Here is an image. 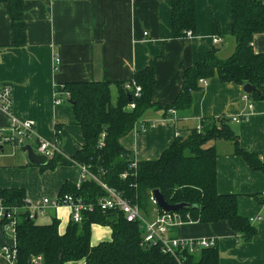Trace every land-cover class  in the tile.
<instances>
[{
	"label": "crops",
	"instance_id": "0c3cea01",
	"mask_svg": "<svg viewBox=\"0 0 264 264\" xmlns=\"http://www.w3.org/2000/svg\"><path fill=\"white\" fill-rule=\"evenodd\" d=\"M195 4L193 36L171 39V0H24L26 45L9 47L11 19L7 5L0 3V47H4L0 51V85L12 87L11 112L0 108V128L12 132L13 119L34 121L32 141H57L62 151L71 156L84 142L82 130L70 104L55 103V87L92 80L127 83L133 80L135 71L153 59V100L171 103L181 90L185 70L197 62L202 52L218 47L222 58H228L237 45L232 35L231 0H195ZM213 20L220 24L218 34H214ZM215 36L222 38V45L214 43ZM253 47L256 52H264V33L255 36ZM202 85L193 94L191 108L176 111L175 117L154 109L144 113L135 129L122 139L136 160L158 158L175 139L178 128H197L203 118L222 116L230 119L242 148L264 152V92L261 98L247 94L248 99H243V85L223 83L218 77ZM249 103L254 105L252 111ZM241 116L239 122L231 120ZM56 123L62 124V136L59 133L57 137ZM143 123L150 127L142 130ZM5 145L0 155L11 157L13 150L19 149L13 144ZM214 146L218 153V192L238 194V211L257 227L256 236L250 242L240 241L227 221H182L168 235L181 239L215 238L220 264H264V171L252 169L241 156L234 155L231 141L216 140ZM1 157L0 187L25 189L24 183L18 181L20 174L15 166H31H26L27 158L24 164L14 165L11 160L6 164ZM71 167L77 168L75 177L70 179L66 173L58 176L56 195L65 181L78 182L80 167ZM52 211V217L59 219L64 229L70 221L69 210L61 207ZM157 215L154 209L151 219ZM98 226L94 224L92 229Z\"/></svg>",
	"mask_w": 264,
	"mask_h": 264
},
{
	"label": "trees",
	"instance_id": "16d2710c",
	"mask_svg": "<svg viewBox=\"0 0 264 264\" xmlns=\"http://www.w3.org/2000/svg\"><path fill=\"white\" fill-rule=\"evenodd\" d=\"M24 0H0L7 5L11 19V43L9 47L26 45V28L22 4ZM232 35L237 45L234 53L222 58L218 47L202 52L197 62L187 68L183 75L181 90L171 103L153 100L156 86L155 59L134 72L133 80L141 87L135 95L134 88H127L122 81H75L58 84L57 92H69L73 117L82 130L84 142L71 156L56 153L40 170L58 166L85 165L105 184L118 190L125 198L138 205L147 218L156 209L152 192L159 189L165 199L173 204L189 202L195 208L177 212L183 222L213 223L227 221L238 239L250 242L256 236L257 227L238 211L237 193H220L217 189L216 140L233 143V154L241 156L254 170L264 171V152L253 153L240 145L239 135L230 126V119L207 117L201 119L203 129L178 128L179 136L170 143L156 159L136 160L134 152L127 149L122 139L136 127L147 110H188L193 104V94L202 88L201 80L218 77L223 83L244 85L250 83L260 94L264 92V52H256L253 41L264 33V0H231ZM195 0H171V31L169 38L187 36L195 32ZM214 34L220 24L213 20ZM4 47H0L2 51ZM115 88V101L112 89ZM134 104L133 108H129ZM59 137L62 124L56 123ZM0 146V152L2 150ZM136 166L132 167V163ZM27 165H35L27 163ZM126 174V177H122ZM66 193L81 196L86 201H96L106 191L96 181L88 179L77 187L65 181L58 195ZM259 198L257 195H255ZM0 198L17 208L15 249L11 257L14 264H176L175 259L161 251L159 244H142L143 233L138 221H127L124 214L115 209L85 212L81 222L69 221L66 230L60 232L59 220L40 223L30 218L31 210L26 202V191L19 187H0ZM260 199V198H259ZM93 224L111 228V239L96 245L91 242ZM174 228V227H173ZM0 248L1 245H0ZM41 255L42 262L31 259ZM184 264H220L218 243L191 253L183 250ZM1 264V262H0Z\"/></svg>",
	"mask_w": 264,
	"mask_h": 264
},
{
	"label": "built area",
	"instance_id": "2783aa9c",
	"mask_svg": "<svg viewBox=\"0 0 264 264\" xmlns=\"http://www.w3.org/2000/svg\"><path fill=\"white\" fill-rule=\"evenodd\" d=\"M187 36H193L191 31H187ZM214 43L218 44L222 42V38L215 36ZM204 84L205 80H201ZM126 87L135 89V95L137 96L141 90V87L135 82L127 83ZM55 103L60 104L70 100L69 92H57L55 90ZM243 99H248V95L244 94ZM134 104H130L129 108H133ZM0 108L5 112H11L12 108V87L10 85H0ZM250 111L254 108L253 103L248 104ZM168 112L173 117L176 116L175 109H169ZM243 116L233 117V121L239 122ZM34 121L25 120L18 122L13 119L12 132L0 128V146H4L5 143L13 144L15 148L25 145L24 140L31 141L34 135ZM144 128V126L142 127ZM203 129L202 123L198 125L197 130ZM179 131H176V137L179 136ZM34 152L40 155H44L49 160L56 153H62V149L57 141L49 142L43 139L36 140V145H31ZM132 167L136 166V162H133ZM80 178L76 183L77 187H80L82 183L88 179L96 181L106 191V195L100 196L96 201H86L81 196H75L70 193L63 195H57L55 198H44L43 206L48 207L51 210H55L61 207L67 208L70 212V220L76 223L81 222L83 214L85 212H93L96 209L107 211L109 209H115L121 211L127 221H138L143 233V245L159 244L161 251L165 254L172 256L176 264H184L181 259V253L183 250H188L191 253L197 252L202 248L212 247L217 244V240L213 237L210 238H194V239H181L178 237L169 236V231L173 228V220L182 222L178 215L175 213H158L156 219L147 218L138 205L132 203L129 199L125 198L118 190L113 187H109L104 183L96 174L92 173L87 166L80 165ZM122 177H126V174H122ZM264 194V193H263ZM152 203L156 206V202L151 197ZM17 208L6 205L0 198V224L4 230V234L10 238L15 239L16 224H17ZM38 216V212H36ZM33 217L31 212L30 218ZM8 253V251H7ZM34 263L42 261V257L38 256L31 259Z\"/></svg>",
	"mask_w": 264,
	"mask_h": 264
},
{
	"label": "rangeland",
	"instance_id": "374dc122",
	"mask_svg": "<svg viewBox=\"0 0 264 264\" xmlns=\"http://www.w3.org/2000/svg\"><path fill=\"white\" fill-rule=\"evenodd\" d=\"M223 41V40H222ZM222 42L218 43L221 44ZM222 45V44H221ZM115 88L112 89V101H115ZM170 115V113H169ZM172 116V115H171ZM144 128L142 130L147 129L150 127V125L143 123ZM63 128V127H62ZM135 129V128H134ZM133 129V130H134ZM60 134L62 136V129L60 131ZM25 145H36V140L34 139L33 141H28L24 140ZM8 147V145H5V147ZM13 154L11 157H8L6 154L0 155L1 158H3L4 162L8 164L9 160H11V164H24L26 157L25 153L21 151L20 149H14ZM64 156H67L63 151L61 153ZM80 166V165H78ZM16 171H18L17 178L18 181H22L24 183L25 189H26V202L28 203L27 200H29L31 206L29 205L28 208L31 210L33 213V216L36 212H38V222L40 223H47L49 222L54 216V211L49 209L48 207H44L42 202L44 198H55L57 195L55 194L57 191V187L55 186V182L57 180L58 176H62L63 173H66V176L70 179L74 178L77 172L76 167H56L55 169H45V170H40L39 166L36 164L33 166L29 167H20L18 165L15 166ZM81 173V170H80ZM61 178V177H60ZM29 204V203H28ZM20 210H17V213H19ZM70 213V212H69ZM177 215V213H175ZM33 218V217H32ZM156 219V216L153 217ZM49 219V221H48ZM59 220V219H58ZM71 221V220H70ZM60 222V220H59ZM69 223V222H68ZM67 223V225H68ZM61 224V222H60ZM59 224V230H66L67 225H65L64 229L60 226ZM174 225H179L178 220L175 219L173 220ZM94 225V224H93ZM92 225V228H93ZM99 225L95 229H92L91 233V242L93 245H96L97 243L101 241H107L111 239V228L106 225L102 224H97ZM62 231V232H64ZM61 232V231H60ZM106 238V239H102ZM2 247V246H1ZM3 250V251H2ZM41 256V255H38ZM38 256H35L33 258H36ZM12 255L10 256L9 253H7V249L5 248H0V262L1 264H14L12 259ZM42 257V256H41ZM43 260V257H42ZM42 262V261H41ZM81 262V261H80ZM83 262V261H82Z\"/></svg>",
	"mask_w": 264,
	"mask_h": 264
},
{
	"label": "water",
	"instance_id": "95a60500",
	"mask_svg": "<svg viewBox=\"0 0 264 264\" xmlns=\"http://www.w3.org/2000/svg\"><path fill=\"white\" fill-rule=\"evenodd\" d=\"M243 91L246 94H253V93L260 94V91H258L250 83H246L243 85ZM68 103L73 104L71 100H69ZM19 149L26 154V158L29 163H34V164L41 165V166H45L48 163L47 157L44 155L35 153L31 145H23V146H20ZM152 197L156 202L157 208L160 211L166 212L169 214L176 213L183 209L197 207L196 204H191L189 202H178V203L171 204L165 199L164 195L159 189L153 190ZM33 219L37 220L36 213L34 214ZM0 245L3 248L7 249L10 256L13 255V251L15 249V239L10 238L4 234V230L1 224H0Z\"/></svg>",
	"mask_w": 264,
	"mask_h": 264
}]
</instances>
